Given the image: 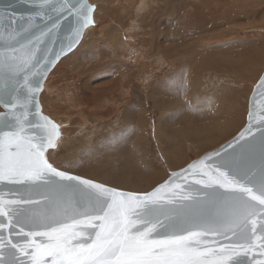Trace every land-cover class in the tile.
I'll use <instances>...</instances> for the list:
<instances>
[{
    "label": "rangeland",
    "instance_id": "rangeland-1",
    "mask_svg": "<svg viewBox=\"0 0 264 264\" xmlns=\"http://www.w3.org/2000/svg\"><path fill=\"white\" fill-rule=\"evenodd\" d=\"M88 1L94 24L50 71L40 93L41 110L61 133L46 155L60 170L148 192L245 124L250 93L264 70V0L163 4L160 17L153 0ZM202 22L207 34L198 52L145 49L156 30L166 43L168 29L181 39L198 33Z\"/></svg>",
    "mask_w": 264,
    "mask_h": 264
},
{
    "label": "snow or ice",
    "instance_id": "snow-or-ice-1",
    "mask_svg": "<svg viewBox=\"0 0 264 264\" xmlns=\"http://www.w3.org/2000/svg\"><path fill=\"white\" fill-rule=\"evenodd\" d=\"M52 10L83 17L76 37L93 23V7L79 0ZM57 27L21 29L0 42V185L20 186L0 192V264H242L253 250L264 256V153L258 175L237 155L216 153L143 194L49 162L60 126L40 112V82L30 77L52 62L40 52ZM248 135L256 138L251 126Z\"/></svg>",
    "mask_w": 264,
    "mask_h": 264
},
{
    "label": "water",
    "instance_id": "water-1",
    "mask_svg": "<svg viewBox=\"0 0 264 264\" xmlns=\"http://www.w3.org/2000/svg\"><path fill=\"white\" fill-rule=\"evenodd\" d=\"M79 2L88 6H92L94 9V5H92L88 0H79ZM50 3L51 7L48 4H45L43 0H0V42H10V38L15 36L17 31L25 28H31V30L35 32L36 35H39V31L46 30L47 28L58 22V27L54 30V36L46 40L45 45L41 46L42 50L40 52V56L42 58L46 56L48 60L52 62L47 63L43 66L42 75H34L30 77V80L33 83H35L36 81L40 82L41 90L37 97L40 106V112L42 113V115L53 120L50 116H48L41 110L39 97L43 89L44 82L48 74L58 63V61L78 46L82 39L84 31L89 26L94 24V18L92 12L91 18L93 20V23L83 28L79 37H76L75 30L78 27L79 23H82L83 17L70 15L67 11L60 12L52 10L53 8L58 9L60 4L64 3V0H50ZM69 3L75 4L77 3V0H69ZM43 13H46V15L42 16ZM74 38L77 39L78 42L69 47V43ZM22 79L23 78L21 77V82ZM262 80H264V70L260 78L253 85L248 99V113L246 122L237 133H235L230 139L221 143L214 149L206 151L199 157L192 159L185 166L177 170L170 171L167 178L158 183L148 192L153 191L157 186L169 180V178L173 176V174L180 173L181 170L187 169L190 164L196 163L206 156H212L214 160L219 159L220 157H217L215 155L216 153H220V156H224L225 152L237 155L238 158H240L241 165L245 171H253L258 175L260 170L259 166L261 156L262 153H264V148H262L261 143L262 133H264V124L261 123V121H264V87H260V82ZM0 106L2 108V111H0V113H2L5 111V109L2 105ZM250 115L253 118H250ZM54 122L59 125L56 121ZM250 126L255 133L256 138L254 140L251 136L248 135V129ZM242 136L244 137V139H241ZM230 144L233 147L230 148ZM241 145H243V149H241ZM234 149L235 153L233 152ZM69 174L81 177L82 179L90 180L76 174ZM91 181L96 182L94 180ZM105 186L116 189L118 191L131 192L117 189L108 185ZM18 190H20L19 185L7 183L0 185V192L5 195H8L9 193H15ZM131 193L143 194L139 192ZM230 242L234 243L235 241L221 240V243L225 244ZM254 257L255 259H253ZM239 259L242 261V264H255V260L264 259V256H260L258 250H253V252L248 256H241L239 257Z\"/></svg>",
    "mask_w": 264,
    "mask_h": 264
},
{
    "label": "bare ground",
    "instance_id": "bare-ground-1",
    "mask_svg": "<svg viewBox=\"0 0 264 264\" xmlns=\"http://www.w3.org/2000/svg\"><path fill=\"white\" fill-rule=\"evenodd\" d=\"M110 1L109 3L111 2H115L117 0H108ZM238 1V0H235V2ZM118 2V1H117ZM120 4H146V0H119ZM153 4H158V9L156 10V12L154 13L155 16L158 15V17L162 16L164 9L166 8H163V4H203V3H206V0H203V2H195V3H192L191 0H153L152 2ZM108 4V3H107ZM112 4V3H111ZM226 4H231L230 2H226ZM130 7H134V6H130ZM170 8V7H169ZM130 11V10H129ZM171 12V11H170ZM151 23V22H150ZM142 24H146V22H143ZM163 25L165 28L166 27V23H159L157 22L156 25ZM152 25V24H151ZM154 25V24H153ZM205 25L206 23L202 22L201 24H198L195 26V30L199 29L198 33H196V31L190 35H188L186 37L183 36L181 39L178 38V35H173V32L171 29H168L167 31H165L164 35L167 36L165 39L167 40L166 43H161L160 40H159V36H160V32L161 30L159 31V33L157 32L158 30H156L155 33H153L152 35V39H150L149 41H144L145 43V49L146 51H155V53L157 54H165V55H168V54H173L175 52H180V51H187V52H190L188 50H191V51H197L198 50H201L200 48V43L204 40V35L207 34L206 31H203L205 30ZM168 26V25H167ZM204 27V28H203ZM159 28V27H156V29ZM143 29V28H142ZM154 29V28H152ZM155 30V29H154ZM152 31V30H151ZM177 34V33H175ZM192 35V36H191ZM151 38V37H150ZM206 43V42H205ZM208 47V44H205L204 48ZM218 48V47H217ZM72 52V51H71ZM234 52V51H233ZM148 53V52H147ZM207 53V56L208 55H211L212 56V48H209V51L206 52ZM212 59V58H211ZM210 61V60H209ZM54 69V68H53ZM172 79H170L169 81H171ZM173 82V81H172ZM172 84V83H171ZM164 86V85H163ZM93 89V88H92ZM94 90V89H93ZM97 90V88H96ZM162 87L158 88L157 89V92L158 94L160 95V92H162ZM135 92H137L135 90ZM157 94V95H158ZM122 99V98H121ZM120 99V101H122ZM160 99V98H159ZM157 99V100H159ZM164 99V97H163ZM119 101V96L118 94L115 95V102H118ZM126 101V99H125ZM125 101H122V102H125ZM129 101V100H128ZM166 101V100H165ZM133 106V105H132ZM131 107V106H130ZM132 108V107H131ZM127 110H129L127 108V105L124 109V114H126ZM102 114V113H101ZM164 122V121H163ZM126 128H125V131L122 135H126L127 132H130V128H131V125L126 121ZM164 127V126H163ZM162 127V128H163ZM167 127V126H166ZM127 131V132H126ZM129 134V133H128ZM127 134V135H128ZM120 135V134H119ZM126 135V136H127Z\"/></svg>",
    "mask_w": 264,
    "mask_h": 264
}]
</instances>
